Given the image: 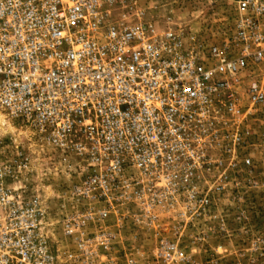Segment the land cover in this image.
<instances>
[{
	"label": "built area",
	"instance_id": "2783aa9c",
	"mask_svg": "<svg viewBox=\"0 0 264 264\" xmlns=\"http://www.w3.org/2000/svg\"><path fill=\"white\" fill-rule=\"evenodd\" d=\"M235 2L214 42L160 32L143 9L126 19L134 0H0V116L29 131L27 144L73 155L79 177L63 191L72 210L57 223L72 248L60 251L48 207L29 194L40 158L0 133V264H139L118 251L125 227L161 232L164 211L189 224L211 206L221 147L244 142L237 122L221 132L244 79L249 110L264 115V0ZM159 240V257L183 255Z\"/></svg>",
	"mask_w": 264,
	"mask_h": 264
},
{
	"label": "rangeland",
	"instance_id": "374dc122",
	"mask_svg": "<svg viewBox=\"0 0 264 264\" xmlns=\"http://www.w3.org/2000/svg\"><path fill=\"white\" fill-rule=\"evenodd\" d=\"M134 5L128 20L135 19L136 9H143L144 19L160 32L172 27L214 42L226 38L236 15L235 0H134ZM246 80L237 87V111L229 114L221 109L222 134L234 131L237 122L244 142L231 145L226 155L221 147V158L225 160L221 192L210 194L211 206L205 211H192L189 224L183 223L182 210L164 211L161 219L169 226L161 232L128 225L123 229L124 240L118 251L135 255L139 264H264V115L249 110ZM0 122L6 123L0 129L2 135H17L40 158L28 183L29 194L39 196L49 209L55 223L53 248H72L57 222L62 213L72 210L63 191L79 178L72 174L77 168L76 159L73 155L62 159L47 147L29 145V131L19 129L15 121L4 116H0ZM246 158L251 159L250 164L245 163ZM212 180V176L201 179L199 185L206 186ZM159 237L176 244L183 255L171 261L159 257Z\"/></svg>",
	"mask_w": 264,
	"mask_h": 264
}]
</instances>
